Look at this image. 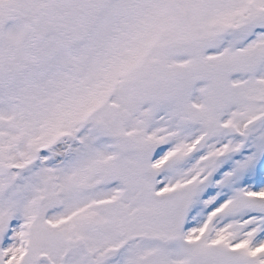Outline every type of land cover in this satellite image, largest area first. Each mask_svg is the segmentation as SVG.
<instances>
[{"label": "snow or ice", "instance_id": "1", "mask_svg": "<svg viewBox=\"0 0 264 264\" xmlns=\"http://www.w3.org/2000/svg\"><path fill=\"white\" fill-rule=\"evenodd\" d=\"M0 264H264V0H0Z\"/></svg>", "mask_w": 264, "mask_h": 264}]
</instances>
